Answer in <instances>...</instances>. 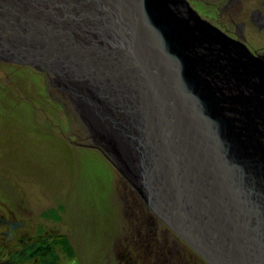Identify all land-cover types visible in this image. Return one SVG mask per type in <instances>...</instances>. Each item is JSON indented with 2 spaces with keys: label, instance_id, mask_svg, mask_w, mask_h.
<instances>
[{
  "label": "water",
  "instance_id": "95a60500",
  "mask_svg": "<svg viewBox=\"0 0 264 264\" xmlns=\"http://www.w3.org/2000/svg\"><path fill=\"white\" fill-rule=\"evenodd\" d=\"M0 61L46 71L82 146L207 264H264L263 53L186 0H0Z\"/></svg>",
  "mask_w": 264,
  "mask_h": 264
},
{
  "label": "rangeland",
  "instance_id": "374dc122",
  "mask_svg": "<svg viewBox=\"0 0 264 264\" xmlns=\"http://www.w3.org/2000/svg\"><path fill=\"white\" fill-rule=\"evenodd\" d=\"M87 143L46 71L0 61V218L23 223L0 221V264H149L143 200Z\"/></svg>",
  "mask_w": 264,
  "mask_h": 264
},
{
  "label": "flooded vegetation",
  "instance_id": "af4514ba",
  "mask_svg": "<svg viewBox=\"0 0 264 264\" xmlns=\"http://www.w3.org/2000/svg\"><path fill=\"white\" fill-rule=\"evenodd\" d=\"M186 1L201 18L247 45L254 55L264 54V0ZM132 198L144 210L139 216L143 223L138 224L137 236H134L146 242L144 247L149 264H207L137 196L132 195Z\"/></svg>",
  "mask_w": 264,
  "mask_h": 264
},
{
  "label": "trees",
  "instance_id": "16d2710c",
  "mask_svg": "<svg viewBox=\"0 0 264 264\" xmlns=\"http://www.w3.org/2000/svg\"><path fill=\"white\" fill-rule=\"evenodd\" d=\"M40 251H42V250H40Z\"/></svg>",
  "mask_w": 264,
  "mask_h": 264
}]
</instances>
